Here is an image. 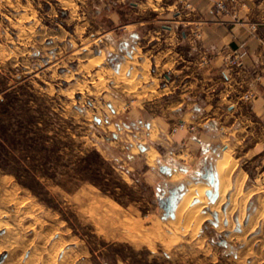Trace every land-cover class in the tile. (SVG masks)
Segmentation results:
<instances>
[{"label": "rangeland", "instance_id": "rangeland-1", "mask_svg": "<svg viewBox=\"0 0 264 264\" xmlns=\"http://www.w3.org/2000/svg\"><path fill=\"white\" fill-rule=\"evenodd\" d=\"M146 1L0 0V264H257L264 256V221L238 223L247 208L264 210V191L258 199L252 181L237 183L231 151L223 158L230 187L213 207L220 191L209 180L222 153L187 169L178 148L150 137L149 122L117 114L115 99L126 110L137 99L130 71L119 70L154 28L133 29L158 17ZM183 1L192 3L165 0L176 7L160 17L194 20ZM136 68L147 73L149 64ZM148 148L160 152L157 162ZM191 185L206 186L200 226L176 218ZM246 250L253 259L242 258Z\"/></svg>", "mask_w": 264, "mask_h": 264}, {"label": "crops", "instance_id": "crops-1", "mask_svg": "<svg viewBox=\"0 0 264 264\" xmlns=\"http://www.w3.org/2000/svg\"><path fill=\"white\" fill-rule=\"evenodd\" d=\"M160 1L147 0L144 3L146 9L158 15L157 18L133 23V29L150 23L154 28H150L137 40L130 50V56H126L127 60L120 65V74L126 68L130 71L128 78L131 79V96L137 99L130 110L125 109L122 100L115 99L117 114L127 111L133 120L149 122L145 128L149 130L150 137L178 148L180 152L176 157L183 161L187 169L205 165L204 156L208 154L222 153L221 157H216L209 180L211 185H217L219 191V161L231 151V157L238 161L235 167L236 181L239 180L237 183L246 185L252 181L255 189L252 195L262 199L264 0H243L248 7L241 11L242 20L239 22L229 18L221 20L215 16L212 12L214 0H190L195 8L192 21L185 20L181 13L175 19L160 17L162 13L176 7L174 3ZM198 20H205L207 24L203 27L201 40L194 41L187 36L186 26H195ZM252 23L257 25L256 31L252 30ZM160 25L161 31L156 30L155 27ZM205 54L213 57L211 64L206 67L200 62ZM224 54L239 56L240 67H229ZM136 64H149V73H145L144 68H136ZM151 68L154 71L151 72ZM134 69L136 74L144 73V77L134 76ZM245 94L253 95V100L247 101ZM179 121L194 124L196 131L192 134L187 130L172 132L173 126ZM146 151L155 154V162L161 156L157 150L148 148ZM237 153L241 156L235 157ZM252 157L261 160L258 165L254 166ZM252 169L257 172L251 178L249 171ZM203 171L206 174L205 168ZM188 174L189 170H174L172 177L184 178ZM250 189L251 187H247L244 193ZM247 202L249 204L250 200ZM247 211L242 216V221L241 216L238 220L244 228L249 227L253 217L255 222L264 221V210L257 208L250 215ZM258 225L252 226L251 230L255 229L253 232L248 231V240L251 234L258 233ZM258 251L252 252L259 254ZM244 257L246 260L254 258L249 250L243 251L242 258ZM259 260L264 262V256H258L257 264Z\"/></svg>", "mask_w": 264, "mask_h": 264}, {"label": "built area", "instance_id": "built-area-1", "mask_svg": "<svg viewBox=\"0 0 264 264\" xmlns=\"http://www.w3.org/2000/svg\"><path fill=\"white\" fill-rule=\"evenodd\" d=\"M184 2V1H183ZM248 7L246 2H241L240 0H215L212 7V12L215 16L219 17L221 20L224 18H229L234 22L241 21V11ZM184 8L188 13L194 12V6L191 2H184ZM198 23L191 27V32L188 33V37L194 41H200L203 35V27L207 24L205 20H198ZM251 28L253 31L257 30V25L252 23ZM224 60L229 67H240L241 60L237 55L224 54ZM213 57L209 54H205L201 57V64L206 67L211 64ZM244 98L247 101L253 100V95L245 94ZM180 130H187L189 132H195L196 126L194 124H188L185 121L178 122L172 129V132H177Z\"/></svg>", "mask_w": 264, "mask_h": 264}, {"label": "bare ground", "instance_id": "bare-ground-1", "mask_svg": "<svg viewBox=\"0 0 264 264\" xmlns=\"http://www.w3.org/2000/svg\"><path fill=\"white\" fill-rule=\"evenodd\" d=\"M230 161L231 160H229L228 157H225V159L221 162L219 161L218 170H219V180H220V196L216 204L212 205L213 207H219L224 202L225 197H226L225 193L228 192V189L230 187V184H229L230 177H231L230 175L233 169V167L230 164ZM188 190L189 192L183 197V199L180 201V203L177 206L176 218H178L179 220L182 217H186L187 222L195 221L196 226H200L201 222L206 218V215L202 214L201 211L203 208L207 207L209 203L208 201L204 199L206 186L205 185H193V186L191 185V188H189ZM232 194H235V193H232ZM198 196L201 202L193 206L194 199ZM212 206H211V209L213 208Z\"/></svg>", "mask_w": 264, "mask_h": 264}, {"label": "water", "instance_id": "water-1", "mask_svg": "<svg viewBox=\"0 0 264 264\" xmlns=\"http://www.w3.org/2000/svg\"><path fill=\"white\" fill-rule=\"evenodd\" d=\"M212 184H213V181H212ZM208 195H210V193H208Z\"/></svg>", "mask_w": 264, "mask_h": 264}]
</instances>
